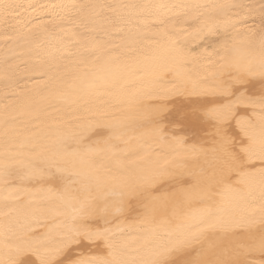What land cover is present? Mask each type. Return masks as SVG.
Segmentation results:
<instances>
[{"label": "snow or ice", "instance_id": "1", "mask_svg": "<svg viewBox=\"0 0 264 264\" xmlns=\"http://www.w3.org/2000/svg\"><path fill=\"white\" fill-rule=\"evenodd\" d=\"M41 7L49 11L50 22L60 32L49 37L52 50L44 75L64 88L57 98L68 105V111L56 134L33 143L27 154L25 142L18 144L13 138L5 114L0 188L23 190L29 198L21 205L19 195L5 197L0 209V264H264V0L258 4L96 0ZM21 8L0 0V23L7 27L10 19L19 17ZM185 25H199L197 34L217 36L213 43L220 49L214 52L219 57L214 72L218 83L200 91L193 83V94L212 98L196 104L177 122L179 129L166 135L160 126L161 106L143 105L144 94L125 91L117 70L119 57L143 54L172 72V87L148 96L163 101L181 94L188 86L183 71L188 53L178 39L187 31ZM240 25L247 26L242 53L230 45L228 35ZM28 32L24 39L35 40L47 29L32 33L29 28ZM93 32L119 39L112 48L117 55L106 54L102 63L99 57L92 60L100 48ZM68 34L78 37L75 51L63 39ZM237 36L239 33L231 39ZM146 40L156 42L154 51L143 48ZM64 60L71 61V73L62 74ZM3 63L8 66L7 84L10 58L5 56ZM134 67L141 73L146 70L139 61ZM257 80L261 85L258 93L253 83ZM104 95L117 108L144 109L147 115L134 124L115 119L94 103ZM188 133L203 136L199 143L185 147ZM130 134H135L142 149L151 147L147 137L166 143L177 153L173 165L185 170L179 173L174 191L163 185L154 187L158 178L170 173L169 168L144 169L134 161L126 164L123 161L129 160L128 155L115 166L109 163L110 157L129 152L120 145L130 143ZM180 152L194 156L198 170L187 169L188 161ZM255 160L260 161L259 166ZM17 180L32 187L21 189L14 183ZM193 199L204 207L192 214L194 222L174 234L169 225L184 203ZM257 204L253 212L260 217V227H251L254 217H250L245 231H230L240 223L230 209ZM61 208H70L71 213ZM45 213L64 218L53 220V227L37 233L31 223ZM134 214L145 226L142 243L136 247L129 243L130 231L119 224L112 226L121 216Z\"/></svg>", "mask_w": 264, "mask_h": 264}, {"label": "bare ground", "instance_id": "2", "mask_svg": "<svg viewBox=\"0 0 264 264\" xmlns=\"http://www.w3.org/2000/svg\"><path fill=\"white\" fill-rule=\"evenodd\" d=\"M7 2L20 4L23 8L19 10V17L10 19L7 27L3 23H0V152L5 147L4 118L7 113L11 121L9 128L13 138L18 144L19 142H25L24 152L27 154L33 143L45 142L47 137L56 134L57 129L62 127L68 111V105L57 98L58 94L63 93L64 88L58 83L54 85L48 76L44 75V72L49 67L48 53L52 50L49 44V37L55 38L57 35H60V32L50 22L52 17L49 15V11L41 6L90 3L96 2V0H7ZM101 2H120V0H101ZM141 2L151 3L157 2V0H141ZM167 2H180V0H167ZM184 2L202 4L243 2L258 4L259 0H184ZM30 5L35 7H29ZM229 15H233V13H229ZM29 21L31 23H28ZM24 25H27V27ZM184 27L187 28V31L178 39L184 50L188 53L186 67L183 69L186 74L185 78L188 80V86L181 94L170 95L163 101H159L155 96H148L147 93L149 92L155 93L161 89L171 88L172 84L169 81H172L174 78L172 72L163 70L159 63H152L150 60H146L143 54H137L135 56L121 55L119 57V68L117 70L123 77L121 84H123L125 91L129 94H144V98L141 101L143 105L154 106L159 104L161 106L162 111L159 118L162 123L160 126L166 129V135L179 129L177 122L186 113L191 112V109L196 104L212 98L211 95L193 94V83L198 85L196 91L212 89L218 83L214 72L219 57L214 52L220 49L218 43H213L217 40V36L206 33L197 34L199 25H192L191 27L185 25ZM29 28L32 33L44 32L45 29H47V32L39 39L27 40L24 37L29 35ZM246 31L247 26L240 25L236 30L230 29L228 32L230 45L235 46L240 53L244 51L243 45L247 37L243 33ZM237 33H239V36L235 40H232L231 37L236 36ZM92 35L96 37V43L100 45V48L96 51V56H93L92 60H96L99 57L102 63L104 59H107L106 54L117 55V53L112 51V48L114 45L120 43L119 39L103 36L102 33L98 32H93ZM63 39L66 43L73 45L70 49L71 51H75L79 47L76 44L78 37L68 34L63 36ZM172 39H177V37L173 36ZM142 46L145 50L151 49L154 51L156 42L146 40ZM148 54L151 55V52ZM5 56L10 58L11 66V71L7 73L9 78L7 84L5 82V68L8 66L3 63ZM137 61L146 65V70L143 73L137 71L134 67ZM61 65L63 66L62 74L63 72L71 73L73 71L71 61H61ZM125 65H128V67H125ZM157 78L158 82H154L157 81ZM253 83L258 93L261 85L258 80ZM6 95L8 99H5ZM94 103L106 108L113 118L126 120L130 124L143 120L147 115L144 109L127 110L117 108L107 95L96 98ZM209 131H211L210 128ZM130 135L133 137L130 143L127 146L120 145L121 148L127 147L129 152L110 157L109 163L115 166L118 161L122 160L124 155H128L129 160L123 161L126 164L129 161H134L144 169L157 167L169 168L171 170L170 173L162 178H158L154 187L159 188L163 185L165 189L174 191L173 186L177 185L180 179L179 173L185 170L177 169L173 165V157L177 153L166 143H158L147 137L145 140L151 147L142 149L135 138V134ZM202 136L203 133L199 137H193L191 133H188V144L185 147L193 143H199ZM131 152H138L139 155L133 156ZM179 155L181 158L187 159V169L198 170L199 165L194 156L185 152H180ZM253 163L259 166L260 161L255 160ZM184 178L186 179L187 176ZM14 183L20 186L21 189L24 187H32L30 183L20 180ZM93 194H95V191H93ZM9 195H19L21 205H26L28 202V193L23 190L19 192H7L0 188V209H3L6 202L5 197ZM202 207L204 206L199 204L195 199L186 201L178 211V218L174 219L169 225V230L176 234L179 232L181 226L194 222L192 220V214L198 212ZM253 208H258V204L251 207L241 206L230 209L240 221L239 225H234L230 231H245L250 217H254L251 227L259 228L260 217L258 213L253 212ZM60 210L68 214L71 213L70 208H61ZM169 215H171V212H169ZM63 218V216L51 217L47 213L44 215L38 214L37 218L32 221L31 227L37 233H43L54 226L53 220L59 221ZM116 224L130 231L128 240L133 247L142 243L141 238L145 226L140 224L135 214L132 217L121 216L112 226L115 227ZM225 235L226 233H221V236Z\"/></svg>", "mask_w": 264, "mask_h": 264}]
</instances>
